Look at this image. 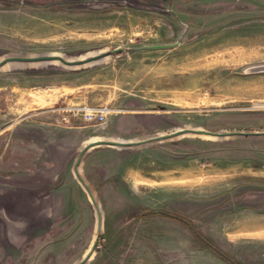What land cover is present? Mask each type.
Instances as JSON below:
<instances>
[{"label":"rangeland","instance_id":"1","mask_svg":"<svg viewBox=\"0 0 264 264\" xmlns=\"http://www.w3.org/2000/svg\"><path fill=\"white\" fill-rule=\"evenodd\" d=\"M103 52L0 63V264H76L94 242L81 264H264V133H230L264 131V0H0V61ZM80 107L104 120L64 130L58 115ZM183 127L228 133L81 156L96 205L67 188L61 163L43 162L59 134ZM59 179L65 189L42 193Z\"/></svg>","mask_w":264,"mask_h":264},{"label":"crops","instance_id":"2","mask_svg":"<svg viewBox=\"0 0 264 264\" xmlns=\"http://www.w3.org/2000/svg\"><path fill=\"white\" fill-rule=\"evenodd\" d=\"M81 108V107H80ZM43 113L45 112V116L44 117H48V116H52L55 118L57 116V114L55 112H51L50 110H43V111H38L37 115H40L39 113ZM59 116H63V119L65 121L64 124H62L61 127L64 128V130H69L70 132L73 131H78L79 129H84L85 128V123L83 122V116L82 114H77L74 115L70 112H68V109L65 110V112L62 110V112L58 115ZM134 116V118L131 119V117ZM142 114H129L127 117L130 121H141L142 120ZM38 121L39 123H42L46 126H50L52 124H55V122L47 120L46 118H41L40 116H38ZM62 129V128H61ZM78 135V134H77ZM100 137H94V138H85L83 137V135L80 136H62V134L57 135L56 138H53V140L51 141H45V144H47V151H48V158L44 159L43 162H47L50 164H56V163H61L62 165L58 168L59 171H62L65 173V178L67 179V181H69V186H67L68 189L72 188V190H74L73 192H77V194H83L85 193L84 191L86 190L81 181L78 179L77 175L75 174V172H73L69 166L70 162H73V157L74 154L76 153L75 151H79L80 148L89 140H95L98 139ZM96 145H101V144H96ZM95 146V145H93ZM90 146L89 148H87L86 150H84L83 154H82V162L86 163L88 161V158L90 157L89 155V151L90 149L93 147ZM53 149V152H52ZM61 178V176H60ZM53 179H56L55 177ZM60 179L56 182H50L49 183V189L52 190H48V191H44L42 193L46 194V193H55V191H59L60 188H63V186H61L62 182H59ZM40 185V184H39ZM57 188V190H54V188ZM12 189V188H11ZM65 189V187L63 188ZM69 190H67L66 192L64 191V193L69 194ZM89 193V192H87ZM65 205V204H64ZM75 206L77 204H74ZM62 209H66V206L62 207Z\"/></svg>","mask_w":264,"mask_h":264},{"label":"water","instance_id":"3","mask_svg":"<svg viewBox=\"0 0 264 264\" xmlns=\"http://www.w3.org/2000/svg\"><path fill=\"white\" fill-rule=\"evenodd\" d=\"M166 44H156L154 46H163ZM104 54L100 53V54H96V55H91V56H86L85 58L79 59V60H74V59H65L64 57L57 55V54H39V55H9V56H5L0 63H4L5 61H11V60H41V59H59L60 61L69 64V65H73V64H78V63H84L87 62L89 60H92L94 58H97L99 56H102ZM184 132H195V133H206V134H213V135H220V134H225L228 132H221V131H214V130H207L204 128H193V127H183V128H178L170 133H165V134H157V135H152L143 139H136V140H123V139H113V138H98L95 140H89L88 142H86L83 147L79 150L78 152V156L77 159L74 163V172L77 175L78 179L81 181V183L87 188L89 195L91 197V199L93 200V202L95 203V205L97 204L95 202V199L93 197V194L91 193V191L88 189L87 183L81 178V176L79 175L78 172V168L77 165L80 161V158L84 152V150H86L87 148H89L90 146L96 145V144H110V145H130V144H138L141 143L143 141H150V140H155V139H161V138H166L172 135H176L179 133H184ZM264 133V131H230V133ZM98 211V230L100 227V214H99V210ZM95 242L93 243V245L91 246V248L88 250V252L86 253L85 257L82 260H79L76 264H81L86 257L91 253L93 246H94Z\"/></svg>","mask_w":264,"mask_h":264},{"label":"built area","instance_id":"4","mask_svg":"<svg viewBox=\"0 0 264 264\" xmlns=\"http://www.w3.org/2000/svg\"><path fill=\"white\" fill-rule=\"evenodd\" d=\"M83 118L86 120H97L103 121L104 120V113L101 110H95L93 108L88 107H81Z\"/></svg>","mask_w":264,"mask_h":264}]
</instances>
